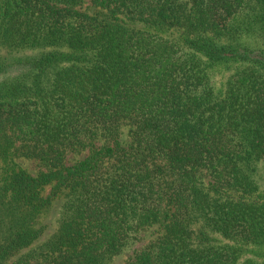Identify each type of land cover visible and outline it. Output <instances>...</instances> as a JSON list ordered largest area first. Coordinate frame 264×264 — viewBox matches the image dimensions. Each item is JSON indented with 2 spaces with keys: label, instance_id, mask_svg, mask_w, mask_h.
Masks as SVG:
<instances>
[{
  "label": "trees",
  "instance_id": "trees-1",
  "mask_svg": "<svg viewBox=\"0 0 264 264\" xmlns=\"http://www.w3.org/2000/svg\"><path fill=\"white\" fill-rule=\"evenodd\" d=\"M119 258L264 264V0H0V264Z\"/></svg>",
  "mask_w": 264,
  "mask_h": 264
},
{
  "label": "rangeland",
  "instance_id": "rangeland-1",
  "mask_svg": "<svg viewBox=\"0 0 264 264\" xmlns=\"http://www.w3.org/2000/svg\"><path fill=\"white\" fill-rule=\"evenodd\" d=\"M21 165L26 168L27 170H29L32 173H36V171L38 170V166L37 163L35 161H31V160H27V159H19L18 160ZM148 240H144L142 241L140 244H138L137 246H135V248L139 249L143 244H145ZM131 253H127L126 256H128ZM113 264H126V261L119 258V260H117L116 262H114Z\"/></svg>",
  "mask_w": 264,
  "mask_h": 264
}]
</instances>
